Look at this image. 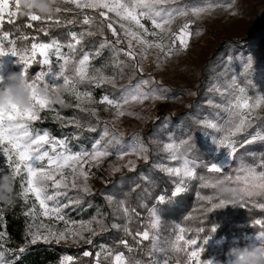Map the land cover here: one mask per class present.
<instances>
[{
    "label": "trees",
    "instance_id": "obj_1",
    "mask_svg": "<svg viewBox=\"0 0 264 264\" xmlns=\"http://www.w3.org/2000/svg\"><path fill=\"white\" fill-rule=\"evenodd\" d=\"M61 11L52 16L53 20H59L60 23L51 21H35L32 22L33 27L28 28V18L24 15H18L14 23H8L7 19L2 24L5 32L13 34V38L21 34H27L29 37H37L39 42H49L52 39L59 40L62 44L67 45L73 43L71 33L78 34L91 31L94 35L83 36L79 45H76L77 52L75 59L82 56L85 52L91 53L90 68H103L107 73L113 72V50L108 46L103 48L100 45L112 35L110 29L107 28L109 17L100 16V12L104 9L78 8L71 0L68 2H60L58 4ZM264 11V0H258L253 4L252 16L261 15ZM85 17L90 18L89 24H84ZM73 21V23H68ZM113 25V24H112ZM42 27H46L48 35L40 31ZM119 31V27L113 25ZM102 29V31H101ZM191 32L190 41L197 40V32L200 34H209L207 27L190 24ZM199 34V35H200ZM214 36V34H213ZM213 36L209 40H213ZM30 45L32 40L27 42H19L18 46L24 44ZM75 44V43H73ZM123 49H127L122 44ZM67 53V47L62 48ZM97 51L100 52L96 55ZM188 51V49H187ZM187 51H184L186 53ZM251 55L254 59L253 70L264 72V27L255 29L249 36V43L245 46H238L232 38L216 39L213 50L207 54V58L198 71L199 89L194 92V96L185 101V109L177 113H165L159 115L150 124L149 130L145 133L150 139L172 141L179 143L183 139H188L189 143L181 148L180 155H186L189 159L196 162L197 178H185L183 176L169 175L163 172L153 158H148L139 164L133 171L119 172L111 183L100 186L95 191L84 194L79 203L69 204L64 199V195L56 196L55 199L61 205L68 204V207L62 208L64 218L76 222V231L81 230L80 222L88 223L83 230L84 239L79 246L65 247L58 244H28V235L26 233V222L28 216L25 213V202L20 197V179L15 180L14 191L16 193L14 203L11 205H1L0 209V251L4 253L6 264H97V253L99 256V264H115V255L123 253L124 257L131 261H142L143 264H153V259L158 260L160 264H164L165 254L160 252L151 253V246L156 237L160 239V247L168 249L165 241H175V236L180 227L186 229L185 239H196L200 248L204 251L200 252L196 262L219 261L225 263L230 260L226 256L229 248L232 246H253L259 243L256 234L264 230L260 224L256 223V218H262L264 212V196H255L244 198L248 203L243 204L239 201L235 205H226L223 208L215 209L211 212L206 211L207 200L203 199L208 196H218L217 187L202 186L200 176L206 179H220L223 173H209L206 165L216 163L218 158L228 153L226 148H217L212 143L211 136L203 139L204 132H212L217 138L223 135L215 129L209 128L204 122V116L208 115L209 119L216 120L218 125H224L227 120V113L224 106L227 105L231 98L229 94L219 96L220 93L214 91L210 86L205 94L217 100L216 104L211 106L204 101V95H201L203 87L208 84H218L221 89L226 81L232 80L234 76H238L243 84L245 79L244 62ZM55 60V56L52 57ZM38 65H33L30 73L39 71ZM131 78H142L138 71H134L132 66L129 67ZM71 75V72L68 73ZM247 79L258 80V75L253 72L247 74ZM81 89L91 91L95 98H100L105 92L103 87L93 88L91 84L85 83L79 86ZM264 85L258 83L256 89H251L249 95L255 98L262 94L260 89ZM60 99L63 103L55 102L52 108L43 110L40 115L41 119L33 121L36 127L47 130L51 135L67 138L69 144L73 145L74 140L71 137V125L62 126L56 118L58 112L60 116L67 118L75 116L77 109L75 108V99L68 95L63 89H60ZM204 113V114H203ZM90 117V116H89ZM95 131L87 129L81 130L79 136L82 140H89L91 135L98 134L100 127H94ZM208 132V133H209ZM207 133V134H208ZM264 135V113H257L252 120V126L248 127L245 132L237 134L236 140L237 151L233 157L225 162H229L230 168L225 172L230 176H235L237 171L241 169V164L248 166H257V171H264L259 167L264 160V140L257 138L251 143H246L252 137H261ZM136 137L138 134L130 135ZM217 155V156H216ZM173 161L172 164H177ZM183 180L185 191L176 197H172L171 193L174 188ZM234 187L235 183L227 182ZM237 188V187H236ZM240 191V188H237ZM165 195L166 202L158 204L159 196ZM121 201L124 207L128 209L127 215L121 207ZM155 208L156 215L160 218L158 228L152 227L153 216L152 210ZM99 221L105 227L102 229L99 224L90 221ZM215 227V231L211 229ZM91 228V231L86 230ZM203 228L204 231H198ZM129 230L131 234L126 232ZM149 232V239L140 241L137 233ZM90 239L91 244L85 242ZM206 240V243L203 241ZM122 240H126L128 245L133 248L129 252ZM25 246L23 253L19 248ZM103 248V251H102ZM84 251H89L92 255L83 256ZM110 251L111 256L105 253ZM10 252L13 255H10ZM71 257V260L65 259ZM168 264H193L185 252L167 251Z\"/></svg>",
    "mask_w": 264,
    "mask_h": 264
},
{
    "label": "snow or ice",
    "instance_id": "obj_2",
    "mask_svg": "<svg viewBox=\"0 0 264 264\" xmlns=\"http://www.w3.org/2000/svg\"><path fill=\"white\" fill-rule=\"evenodd\" d=\"M60 2H68V0H60ZM72 3L78 8H92V9H106L107 12L101 11L99 14L102 17H107V13H114L115 17H118L121 21H128L130 24H135L139 31H133L127 27L124 23H121L120 27L124 32V38H127V49H116L117 55L113 58L112 67L119 71L121 76L124 73V69L129 65L127 61H121L119 59V53L123 52L129 60L134 61L132 68L134 71L143 73V66L137 60L146 58V52L149 48H156L159 50L160 58L157 61L159 67L161 61H167L173 55L179 52L187 51L188 44L191 37L189 31L192 21H185L180 27L178 32H173L171 24L174 23L178 16L187 17L188 15H194L199 17L202 13L210 12L218 7L210 2H206L201 7H194L191 9L186 8H168L164 7L169 3V0H71ZM61 11L57 5L56 12ZM235 15L236 13H232ZM18 15H22L19 8V0H14V9L10 7L9 0H0V26L5 22V17L8 23H14L15 18ZM25 16V15H24ZM28 23L26 27H33L32 22L35 21H51L59 24V20H53L52 16L41 17L38 14H29L26 16ZM142 19H147L152 24V30L149 31L145 25L141 22ZM73 23V21H68ZM84 24L90 23V18L85 17ZM107 28L112 31V35L117 37L116 44L122 43L123 39L119 36L117 30L113 27L111 21L107 23ZM158 30V31H157ZM40 31H43L45 35H48L46 27H42ZM102 31V29H101ZM94 35L95 33L88 31L87 33L78 34L72 32L71 38L75 41V44L69 42L67 45L62 44L57 39H52L49 42H39L37 37H29L27 34H21L13 38V34L3 31L0 27V57L5 55H12L17 57V63L22 65V73L27 78L28 85L32 88V103L29 108L20 109L16 106H10L5 112H0V160L3 161V165L0 166V176L10 174L14 180L20 178V197L27 202L29 194L35 197V200L39 202L40 208L43 210L45 217L55 215L57 220H64L62 214V208L68 207V204L61 205L59 201L55 200L56 196H67V189L69 187L76 188L75 183L77 176L83 177L85 184L81 188L84 193H89L90 188L87 185V179L89 176L88 171H84L85 165L89 169L91 167H98L103 160L109 156H116L122 158L128 154V151L134 152L137 155L142 156L145 160L148 159V148L143 144L142 140L138 137H134L135 145L128 150L123 148H116L115 143H119V138L113 133L110 135L107 126L103 131V137H109L106 143L102 144L100 140H97L91 151L82 150L80 152H71L67 148L66 141L56 140L51 138L47 131L42 134L39 131L32 130V122L38 121L42 117L40 113L45 109L52 108L55 103L53 100L54 95L60 94V89L63 88L65 92L73 96L78 103L76 107L81 111H89L93 116L97 114V109H86L82 107V104L92 102L91 92H80L79 86L85 83L95 84L99 87L103 83H110L115 86V76H105L104 69H93V72H89L90 68V56L91 53L85 52L84 55L77 61L75 55L77 52L76 45H79L83 39V36ZM197 35L200 34L198 31ZM151 35L156 37L155 40L149 41L146 36ZM32 40L30 45L24 44V46H18L19 42H27ZM133 41L140 45L142 51L136 53L133 45ZM108 46L107 40H105L100 47ZM115 47V45H111ZM67 47L68 52L62 51V48ZM100 52L97 51L96 55ZM55 56V60L52 57ZM254 59L249 55L244 62V74L245 79L243 84L240 82L238 76H234L232 80L226 81L221 91V95L229 94L230 99L224 111L227 113V120L224 125H218L212 122H204L208 127L215 129L218 133H223L218 139L213 138L212 143L217 148L228 149L227 157H233L237 151L236 140L234 137L237 134L243 133L248 127L252 126V119L254 109L264 105V88L260 89L261 95L257 96L253 102V97L249 95L251 89H256L257 84L264 85V72L253 70ZM33 65H38L40 70L35 73H30V69ZM71 72V75L66 74ZM253 72V75H258L259 79H247V74ZM2 79V77H0ZM155 83V78L150 80H141L136 86L129 87L121 90L119 98H110L108 95H104L99 100V103L106 104L116 109V117L125 115L123 105L129 102L143 103L145 100H163L167 99L165 92L167 89H155L147 88L149 83ZM220 85H217V89H220ZM41 89L47 90L48 95H41ZM63 103V100H62ZM131 114V113H128ZM57 119H64L60 114L56 113ZM139 118V117H138ZM71 123L75 127L80 128L81 124L75 118ZM87 130L95 131L96 129L89 123ZM257 138L264 140V136L252 137L246 143H251ZM190 138L183 139L179 143H167L164 145L165 151H171V159H181L178 155L181 148L189 143ZM115 142V143H114ZM61 150H57V148ZM183 163L181 167L176 168H162L169 175L183 176L185 178H197L196 162L189 159L187 156L183 157ZM131 164V162H129ZM259 167L264 168V160L261 161ZM209 173H223L224 175L215 181L206 179L204 176H200L202 186L216 188L219 183L232 182L240 185V192L243 195L241 203H248L244 198H251L255 196H264V171H257V166H248L241 164V169L237 171V174L233 177L228 175L225 170L230 168L229 162H223L221 164L211 163L206 165ZM68 169V172L64 170ZM71 178V184L69 185V179ZM53 188L55 191L49 194L48 189ZM61 188L65 191H59ZM185 191L183 187V180L178 184L174 191L171 193L172 197H176ZM80 197H77L75 201L69 199V204L80 202ZM203 199L207 200L206 211L211 212L218 208L226 206L225 201L218 196H208ZM53 201L54 206L50 207L48 202ZM166 202V196L161 195L157 199V203L161 204ZM121 207L124 213L127 215L128 209L124 207V202L121 201ZM26 216L28 212L24 213ZM153 222L152 227L158 228L160 223L159 216L156 215L155 208L152 210ZM97 223L103 229L105 226L99 221H90L91 223ZM75 224L76 222H72ZM264 228V222L257 221ZM67 224V221H66ZM81 230L69 232L65 231L55 232L51 228H47L45 233L37 228L35 232L32 231V225L29 226L28 235L31 237L30 243L36 244L38 241L50 243L52 240L59 243L61 240L67 239V235H71L74 240L84 239L83 230L84 222H80ZM86 230L91 231V228ZM198 231H204L203 228ZM215 231V227L211 229ZM128 234H131L126 229ZM186 229L180 227L175 236V241H165L168 244V249L160 247L159 237L154 238L151 246V253L157 251L165 254L166 259L164 264H168L167 251L173 252H185L187 248V255L189 260L196 264V259L199 257L200 252L204 251L200 248L196 239H185ZM141 239L138 243L149 239V232L137 233ZM3 234H0L2 239ZM257 240H264V230L256 234ZM205 239L203 243H206ZM86 243L91 244L90 239L85 240ZM125 245L129 252L133 251V248L128 245L126 240L121 241ZM26 249L20 248V252L23 253ZM103 251V248H102ZM92 255L89 251H84L83 256L88 257ZM101 253H97V264H99V256ZM106 256H111L110 251L105 253ZM65 259L71 260V257ZM0 264H6L4 259V253L0 251ZM115 264H143L142 261H131L124 257L123 253L115 255ZM153 264H160L158 260L153 259ZM207 264H211V261H207Z\"/></svg>",
    "mask_w": 264,
    "mask_h": 264
},
{
    "label": "rangeland",
    "instance_id": "obj_3",
    "mask_svg": "<svg viewBox=\"0 0 264 264\" xmlns=\"http://www.w3.org/2000/svg\"><path fill=\"white\" fill-rule=\"evenodd\" d=\"M257 1L258 0H210L212 4L219 6L215 7V9L210 12L202 13L199 17L191 14L187 17L178 16L175 19L174 23L171 24V29L173 32H178L185 21H192V23L194 24L207 27L210 33L198 35L196 41L189 42L187 48L188 51L186 53L179 52L176 55H173L167 61H161L159 67L157 66V61L160 58L159 50L156 48L147 49L146 58L140 59L139 57H137L138 62L143 66V73L138 72L142 76V78H131L129 67L133 65L134 61L129 60L123 52L119 53V59L121 61H127L129 65L124 69L123 75L121 76L119 71L116 69H113V72L111 73H107L106 71H104L103 73L107 77H112L113 75L115 76V86L110 83H103L100 87H103L105 89V92L102 93L101 97H103L104 95H108L110 98H119L122 89L134 87L141 80H150L152 77H154L155 83L150 82L146 87L155 89H167V91L165 92L167 99L154 101L145 100L142 104L129 102L128 104L123 105V110L126 114L117 118L115 108L106 104L99 103L101 97L95 98L94 94L91 91L79 88L80 92L87 91L91 92L92 94V102L85 101L82 104V107L86 109L95 108L97 109V114L93 116L89 111H81L76 107L78 101L72 96L75 99V108L78 111L77 114H75V116H70L67 118L63 117L64 119L58 120L62 126L71 125L73 127V129L69 132L71 133V137L74 140L73 145L68 143L67 138H59L53 136L47 130L36 127L33 124L32 130L39 131L41 134L47 131L51 138L66 141L67 148L71 152H80L82 150L91 151L93 144L97 140H100L102 144L106 143L109 137H103V139L101 138L103 136L104 128L105 126H107L110 135L114 133L119 138V143L114 142L116 148H123L125 150H128L130 147L135 145V141L133 139L135 136L130 137V135L138 134V136L136 137L142 140L143 144L148 148V152L146 154L147 157L149 159L153 158L161 168V170L162 168L181 167L183 163L182 158L186 155H180L178 153L181 159L173 160L171 159L172 152L165 151L164 149V145L167 143H172V141L150 139L146 136L145 133L149 130L152 121L159 115L165 113H177L186 108L185 101L191 99L194 96V92L199 89L197 83V73L206 60L207 54L213 50L216 39L232 38L235 41L236 45H238V43L248 44L249 36L252 32L248 37H246V33H248L250 30L254 31L255 29L264 27V11L261 15L255 16V18H253L252 16L253 4ZM206 2H209V0H169V3L165 4L164 7L191 9L194 7H201ZM9 5L14 9V0H9ZM104 10L105 12H107L106 9ZM232 13L236 14L233 15ZM109 14H111V16L109 17V21H111L113 25L119 27L118 34L123 39L122 43L116 44L115 42L117 37L113 35L107 37V42L110 48L113 50L114 55L116 56V49H123L122 44H124V46L128 48L127 38H124V32L120 27L121 23H124L133 31L139 30L134 23L130 24L128 21H121L118 17H115L114 13ZM5 19L7 18L5 17ZM141 22L147 29H149V31L152 30V24L149 20L142 19ZM211 36H213L212 42L211 40H209ZM146 39L152 41L155 40L156 37L148 35L146 36ZM73 43H75V41ZM111 45H115V47H112ZM133 45V50L136 53H140L142 51L141 46L136 44V41H133ZM245 45H240V47ZM82 56H80L76 60L78 61ZM16 61L17 57H14L10 54L0 57V77L6 76L10 71H21L23 66L18 64ZM93 69L94 68H89V72L92 73ZM217 85L218 84L215 83L205 85L206 87H203L202 91L200 92L201 95H204V101H206L211 106L215 105L217 100L211 97V95L205 94V91L210 86H212L214 91L220 93L219 96H222L221 91L223 90V88H220L218 90ZM91 86L93 88L97 87L95 86V84H91ZM63 91L65 90L63 89ZM257 113H264V105H261L259 108L254 109L253 116L251 117L252 120L256 117ZM208 117V115H205L204 120L217 124L216 120L209 119ZM73 118L79 121V123L81 124L80 128L75 127L74 124L70 122ZM89 123L92 127H100V130L98 134L91 135L89 140H82L79 138V136L81 135V130L87 129ZM208 132H204L202 134L203 139H207L208 136H211V139L217 138L216 134ZM57 150L59 151L61 149L58 147ZM227 159V154H224L218 158L216 164H221ZM143 161H145V159L142 156L128 151V154L124 155L122 158H118L116 156H109L105 158L103 160V163H101L98 167L94 166L89 169L88 166L85 165L84 171L89 172L86 183L90 188V192L95 191L100 186L111 183L116 174L119 172L133 171ZM173 161H178V163L172 164ZM129 162H131V164ZM0 166H5L3 165L2 160H0ZM64 171L68 172V169H65ZM75 183L77 187H69L67 189L68 195L64 196V199L67 203H69V199L75 201L77 197L81 198L84 194H88L81 191V188L85 184L83 177L77 176ZM70 184L71 178L69 179V185ZM234 187L240 188V185L237 184ZM54 191L55 190L51 187L48 189L49 194H52ZM59 191L63 192L65 191V189L61 188ZM73 203L76 204L75 202ZM48 204L50 207L54 206L53 201H49ZM26 211L28 212V219L26 222L27 235L30 225L33 226V232H35L37 228H40V231L42 233H45L47 228H51L52 231L55 232L65 231L66 229L69 232L76 231V223L73 224L71 221L65 218L64 220H57L54 214L50 217H45L43 215V210L39 206V202L35 200V197L32 194H29L27 202H25V212ZM262 216L264 220V212ZM261 220L262 218H256V222ZM79 225L81 226L80 223ZM87 225L88 223H84V226ZM66 235L67 239L61 240L59 243L55 242V240H52L50 243H45L43 241H38L37 243H54L65 247H76L79 246L83 241V239L74 240L73 237L71 235H68L67 233ZM30 240L31 237L28 235V244L26 246L31 244ZM10 255L12 256L13 253L10 252ZM196 264H207V262L201 261L196 262ZM211 264H231V259L226 261L225 263L215 261V263Z\"/></svg>",
    "mask_w": 264,
    "mask_h": 264
},
{
    "label": "clouds",
    "instance_id": "obj_4",
    "mask_svg": "<svg viewBox=\"0 0 264 264\" xmlns=\"http://www.w3.org/2000/svg\"><path fill=\"white\" fill-rule=\"evenodd\" d=\"M60 0H19V8L22 15L38 14L41 17L55 16L56 7ZM0 112H5L10 106L26 109L32 103V88L28 85L27 78L22 71H10L0 79ZM45 89H41V95H48ZM55 102L62 103L59 95H54ZM15 180L12 175L0 176V204L11 205L14 203L16 193L14 191ZM219 197L226 205H235L243 199L242 193L227 182L217 185ZM226 256L231 259V264H264V240L253 246H232Z\"/></svg>",
    "mask_w": 264,
    "mask_h": 264
},
{
    "label": "water",
    "instance_id": "obj_5",
    "mask_svg": "<svg viewBox=\"0 0 264 264\" xmlns=\"http://www.w3.org/2000/svg\"><path fill=\"white\" fill-rule=\"evenodd\" d=\"M252 32V30H250L248 33H246V37H248L249 36V34ZM246 44V43H245ZM245 44H242V43H238V46H240V45H245Z\"/></svg>",
    "mask_w": 264,
    "mask_h": 264
}]
</instances>
